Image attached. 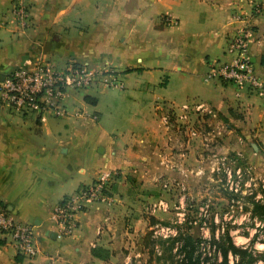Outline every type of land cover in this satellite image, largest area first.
<instances>
[{
    "label": "crops",
    "instance_id": "1",
    "mask_svg": "<svg viewBox=\"0 0 264 264\" xmlns=\"http://www.w3.org/2000/svg\"><path fill=\"white\" fill-rule=\"evenodd\" d=\"M12 1L0 0V83L10 71L42 58L109 71L123 89L109 90L117 95L104 112L98 98L80 101L70 95L64 117L19 113L0 97V204L14 221L33 229L40 250L26 257L0 234V264H125L122 249L150 242L158 248L151 224L171 218L151 214L147 205L168 204L175 185L198 192L214 153L222 154V163L228 153L248 163L262 157L264 104L205 78L227 38L243 26L252 30L248 54L264 78V13L252 10L262 0H25L33 19L26 30L16 29L10 19ZM166 15L177 25L167 26ZM84 102L97 109L94 114H87ZM187 103H204L217 113L210 119L187 112L198 127L196 138L178 127ZM45 115L93 125L100 141L91 148L94 163L88 170L58 157L73 143L52 130ZM117 117L124 125L107 132L102 122ZM70 133L83 140L81 130ZM106 171L114 173L107 201L78 214L77 231L65 236L52 220L53 210ZM94 250L102 258L94 257Z\"/></svg>",
    "mask_w": 264,
    "mask_h": 264
},
{
    "label": "built area",
    "instance_id": "2",
    "mask_svg": "<svg viewBox=\"0 0 264 264\" xmlns=\"http://www.w3.org/2000/svg\"><path fill=\"white\" fill-rule=\"evenodd\" d=\"M252 10L255 13H264V2L253 6ZM9 14L16 29L26 30L32 26V15L25 0H13ZM162 20L167 26L177 25V21L169 15L163 16ZM251 35V28L243 26L234 35L228 37L222 60L216 59L212 62L205 78L207 81H218L223 85L230 84L237 91L254 94L264 102V78L258 74L248 54ZM93 88L122 90L123 85L114 73L95 69L88 63L71 62L57 68L53 62L38 58L24 63L5 76L0 83V97L5 105L19 113L46 111L51 112L55 117H64L67 114L65 99L78 91ZM181 110L184 114L179 117L182 121L180 130H186L190 138H196L198 131L191 125L187 112L203 118H217L216 111L204 103H196L191 107L183 105ZM113 176L114 173L110 171L99 172L92 183L65 197L55 207L52 220L62 227L65 236H71L77 231L78 214L94 203L107 201L105 193ZM168 209L169 205L161 200L150 206L149 212L166 213ZM150 232L154 239H168L177 234L175 228L159 223L152 225ZM0 234L15 245L19 254L26 257L34 258L40 251L33 229L14 221L7 207L2 204H0Z\"/></svg>",
    "mask_w": 264,
    "mask_h": 264
},
{
    "label": "rangeland",
    "instance_id": "3",
    "mask_svg": "<svg viewBox=\"0 0 264 264\" xmlns=\"http://www.w3.org/2000/svg\"><path fill=\"white\" fill-rule=\"evenodd\" d=\"M225 49L226 47H224V51ZM224 51L220 60H222ZM54 64L57 68L62 66V64L60 65L55 61ZM226 86L228 91L236 90L230 84ZM100 91L93 88L78 91L74 95H77L80 101L83 99L82 96L87 95L98 98L100 109L104 112L110 106V101L115 97L114 95H117V92L106 90L107 95L103 96L102 93L104 92ZM251 95L254 98L256 97L255 99L258 98L254 94ZM256 102L257 105L263 106L264 104L259 98ZM187 105L191 107V103H187ZM85 106L88 115L94 114L97 110L87 103H85ZM192 115L195 117L194 113ZM44 118L48 119V125L52 130L61 132L62 139L73 143L68 152L62 154V151H60L58 157L65 163H82L80 167L88 170L90 163H94L91 148L93 144L100 141L93 125H82L79 120L75 119L69 121L56 120L50 115H45ZM124 123L123 118L117 117L113 120L109 118L102 122V126L106 125L107 132L114 133L112 127L123 126ZM180 126L179 124L178 127L180 128ZM194 127L196 128V126ZM73 130H81L83 140L80 141L78 137L70 133ZM250 140L254 141L253 138H250ZM250 140H245V142L247 143ZM214 154H216L215 163L208 165L209 168L200 181L198 192L192 194L186 184L183 189L182 186L176 185L171 188L174 192L173 196H171V192H168L171 198L168 202V212H166L171 214V218L158 223L164 226L170 225L180 235H190L194 241H199L197 254L200 255L201 260L208 259V264L221 261L219 253L214 249L215 247H209L211 246L209 242L212 239L225 245L231 242L237 249L249 253L252 259L255 260L254 264H264V219L253 217L250 213L253 203L264 204V153H262V157H259L258 163H248L243 158L236 159V157H232L234 154L230 153L227 154V160L230 161L226 160L222 163L223 159H219L222 158V154ZM75 174L74 177L78 176ZM150 206L147 205V208H150ZM157 246L158 248H153L150 242L144 248L133 246L132 248L129 247L130 249H122V255L128 258L125 264H177L181 259L178 254L173 256L176 253L175 249L171 254L172 258L168 257V253L160 258V253L162 254L166 250L159 243H157ZM164 247L166 248V245ZM228 259L229 264H233V255L229 254ZM112 264H117V262Z\"/></svg>",
    "mask_w": 264,
    "mask_h": 264
},
{
    "label": "trees",
    "instance_id": "4",
    "mask_svg": "<svg viewBox=\"0 0 264 264\" xmlns=\"http://www.w3.org/2000/svg\"><path fill=\"white\" fill-rule=\"evenodd\" d=\"M264 2V0H262ZM260 64L264 66V56L261 59ZM87 100V98H85ZM263 200H264V192H263ZM250 213L253 217L256 216V218L264 219V204H260L258 202H255L252 204V208L250 210ZM156 223H152L154 225ZM179 232H177L175 237L168 238V239H154L155 243L154 246L159 243L163 246V248L166 250V252H162L160 254V258H163V256L168 253V257L172 258L171 254L173 250L175 249L178 256L181 257L179 262L177 264H208V259L201 260L200 255L197 254V250L199 247L200 242L194 241L190 235H178ZM166 245V248L164 247ZM209 247H215L214 249L217 250L220 256V262L218 263H210V264H229L228 255H233L234 261L233 264H254L255 260L252 259L251 255L247 253L245 250H240L234 247V245L231 242H228L227 245L221 242H217L214 239H212L209 242ZM176 246V247H175ZM168 251V252H167ZM92 255L97 258H102V255H100L96 250L92 252Z\"/></svg>",
    "mask_w": 264,
    "mask_h": 264
},
{
    "label": "water",
    "instance_id": "5",
    "mask_svg": "<svg viewBox=\"0 0 264 264\" xmlns=\"http://www.w3.org/2000/svg\"><path fill=\"white\" fill-rule=\"evenodd\" d=\"M254 61H251V63H253ZM52 236V235H51Z\"/></svg>",
    "mask_w": 264,
    "mask_h": 264
}]
</instances>
